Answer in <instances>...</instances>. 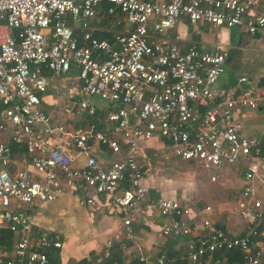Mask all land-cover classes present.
Segmentation results:
<instances>
[{
	"label": "built area",
	"instance_id": "2783aa9c",
	"mask_svg": "<svg viewBox=\"0 0 264 264\" xmlns=\"http://www.w3.org/2000/svg\"><path fill=\"white\" fill-rule=\"evenodd\" d=\"M104 3L117 30L110 38H97L90 23ZM252 4L0 0V234L11 235L0 243V264H48V252L61 247L60 238L41 228L33 233L26 212L64 191L80 190L79 206L97 204L105 214L122 212L123 239L132 241L131 219L146 197L143 162L172 158L197 164L210 181L221 167L248 160L234 203L249 225L241 236L215 228L212 208L205 205L192 227L187 203L158 198L154 207L165 220L157 236L187 238L180 260L190 264H219L213 255L225 251L237 252L242 264H264V228L256 230L264 222V195L251 183L264 167V157L260 139L244 136L234 117L236 108L263 109L264 88L240 76L231 88L219 91L217 79L228 52L200 51L194 45L182 49L168 35L183 17L191 27L243 25L248 34L264 40V15L245 17ZM70 67L77 70L79 94L62 113L88 119L84 127L54 121L40 107L47 86L43 70L65 74ZM92 99L106 103L98 123ZM153 138L161 146L148 152ZM93 146L110 155L107 164ZM79 157L83 163L76 166ZM136 260L168 263L164 255Z\"/></svg>",
	"mask_w": 264,
	"mask_h": 264
},
{
	"label": "crops",
	"instance_id": "0c3cea01",
	"mask_svg": "<svg viewBox=\"0 0 264 264\" xmlns=\"http://www.w3.org/2000/svg\"><path fill=\"white\" fill-rule=\"evenodd\" d=\"M105 5L109 6L104 3L100 13L90 23L93 35H99L100 38H110L111 32L117 30L113 24V18L106 15L107 7L105 8ZM255 14L264 15V0H253V4L246 12L245 17ZM168 35L182 49L194 45L200 51L226 50L228 52L224 72L217 79L216 88L219 91L223 92L231 88L240 76H246L257 88H264V40L257 34H248L243 25L224 28L199 23L195 27H191L181 17L168 31ZM43 74L47 86L45 92L40 95V107L54 121L64 122L68 127H84L88 119L67 117L62 114L63 106L79 94L80 84L76 68L70 67L65 74H55L48 70H43ZM92 103L96 106V113L98 112V116L102 118L106 103L93 99ZM261 109L236 108L234 117L241 122V133L244 136L258 137L263 144L264 108ZM101 120L99 119L96 123L101 122ZM147 146L149 152L152 148H160L161 142L153 138L147 143ZM93 150L95 155L103 160L104 165L107 164L110 155L105 153L103 148L96 149L93 146ZM179 162L181 161L174 158L168 162L154 163L156 165L143 162L147 172L144 178L146 197L137 207L131 219L134 232L132 241L123 239L122 212L116 211L105 214L97 204L90 207L79 206L77 198L82 195L80 190L64 191L51 202L28 208L26 213L32 224L33 233H36L37 228H41L49 233L57 234L60 238L61 247L48 252V264H101L104 262L137 264L136 259L139 256H145L153 261L160 255L166 257L167 264H190L185 260H180L185 252L187 238L157 236L159 226L165 220L154 207V202L158 198H169L187 203L190 208L188 221L192 227H195L202 217L203 206L195 204L192 199L181 194L178 190V180H173L178 172L171 170L170 167H173L174 170L177 169ZM82 163V157L75 161L76 166H81ZM183 163L197 165L188 162ZM248 163V160L242 159L233 165L221 167L214 172V181L230 185V188L240 189ZM205 175L210 181V174L205 172ZM207 178L204 180L206 181ZM251 183L258 190L260 196L264 195V167L259 169L257 176L252 179ZM196 184L207 186L201 181H197ZM206 205L212 208L215 228L235 236L245 235L249 223L238 215L234 202L223 199L216 210L211 205Z\"/></svg>",
	"mask_w": 264,
	"mask_h": 264
},
{
	"label": "rangeland",
	"instance_id": "374dc122",
	"mask_svg": "<svg viewBox=\"0 0 264 264\" xmlns=\"http://www.w3.org/2000/svg\"><path fill=\"white\" fill-rule=\"evenodd\" d=\"M170 169L178 172L175 174L176 176H174L173 180H178V190H180L181 194L192 199L195 204H200V206L209 204L214 210H216L223 199L228 202H234L240 193V189L230 188V185H224L222 182L221 184L217 181L210 182L205 175L204 170H202L198 165H188L186 163L179 162L177 169L174 170L173 167H170ZM205 178H207L206 181L204 180ZM197 181H201L207 186H200V184H196Z\"/></svg>",
	"mask_w": 264,
	"mask_h": 264
},
{
	"label": "trees",
	"instance_id": "16d2710c",
	"mask_svg": "<svg viewBox=\"0 0 264 264\" xmlns=\"http://www.w3.org/2000/svg\"><path fill=\"white\" fill-rule=\"evenodd\" d=\"M105 8L107 7V5L104 6ZM107 19H109L107 17ZM74 33L76 34H79L78 31H74ZM94 37H101L99 35H95L94 34ZM98 113V112H97ZM95 114V118L93 119L94 122H97L99 119H102L101 117H99V113L98 114ZM16 149L18 151H23L21 146H15ZM260 156L261 157H264V143L262 144L260 142ZM263 217H264V214H263ZM264 228V222H259L258 226L256 227V230L257 231H260ZM10 234L7 233V232H2L0 234V243H2L3 241L5 240H8L10 238ZM213 260H218L219 261V264H242V261H241V257L240 255L235 252V251H225V252H221L220 254H215L213 255ZM210 264H214V263H210Z\"/></svg>",
	"mask_w": 264,
	"mask_h": 264
}]
</instances>
